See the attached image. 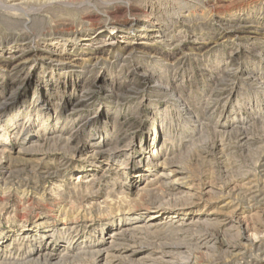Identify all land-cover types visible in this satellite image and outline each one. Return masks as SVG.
Wrapping results in <instances>:
<instances>
[{
	"label": "rangeland",
	"instance_id": "rangeland-1",
	"mask_svg": "<svg viewBox=\"0 0 264 264\" xmlns=\"http://www.w3.org/2000/svg\"><path fill=\"white\" fill-rule=\"evenodd\" d=\"M0 264H264V0H0Z\"/></svg>",
	"mask_w": 264,
	"mask_h": 264
},
{
	"label": "bare ground",
	"instance_id": "bare-ground-1",
	"mask_svg": "<svg viewBox=\"0 0 264 264\" xmlns=\"http://www.w3.org/2000/svg\"><path fill=\"white\" fill-rule=\"evenodd\" d=\"M18 1V0H17ZM46 1V0H45ZM18 5V4H17ZM14 6V5H13ZM125 34H127V33H123V35H122V37H120L119 39H121V38H125L127 35H125ZM228 74V73H227ZM217 86V85H216ZM217 100V99H216ZM193 117V116H192ZM78 134L77 133H74L73 135H72V137L74 138V141H78L77 139H78ZM72 139V138H71ZM53 141V140H52ZM71 141V140H70ZM69 146V145H68ZM74 147V146H73ZM67 148V147H66ZM38 150V149H37ZM73 150V149H72ZM42 151V150H41ZM28 152V151H27ZM30 152V151H29ZM23 153V152H22ZM34 153V152H33ZM43 154V153H42ZM38 156V155H37ZM41 159V158H40ZM38 160V159H37ZM27 163V162H26ZM24 164V163H23ZM36 164H37V162H36ZM26 165V164H25ZM39 165V164H38ZM23 170V169H22ZM21 170V171H22ZM19 171V170H18ZM25 171V170H24ZM36 172V171H35ZM20 173V172H19ZM56 174V173H55ZM26 176H27V174H26ZM162 176V175H161ZM34 178V177H33ZM90 181V180H89ZM6 182V181H5ZM13 182V181H12ZM94 183V182H93ZM95 184V183H94ZM93 185V184H92ZM250 190V189H249ZM252 192V191H251ZM118 233V232H117ZM119 234V233H118ZM115 235V234H114ZM116 237H117V235H116ZM111 238V237H110ZM113 239H114V236H113ZM113 241V240H112ZM109 242V241H108ZM111 242V241H110ZM109 245V244H108ZM110 246V245H109ZM111 246H112V244H111ZM108 249L110 248V247H107ZM107 248H105V249H107ZM112 248V247H111ZM101 252V251H100ZM99 253V252H98ZM100 255V254H99ZM98 255V256H99Z\"/></svg>",
	"mask_w": 264,
	"mask_h": 264
}]
</instances>
